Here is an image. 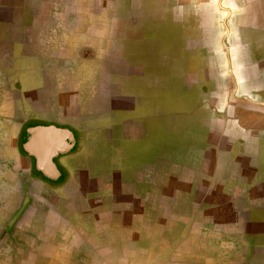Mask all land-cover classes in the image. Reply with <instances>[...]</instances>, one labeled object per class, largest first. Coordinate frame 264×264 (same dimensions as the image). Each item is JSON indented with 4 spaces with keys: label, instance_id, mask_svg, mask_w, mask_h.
<instances>
[{
    "label": "crops",
    "instance_id": "1",
    "mask_svg": "<svg viewBox=\"0 0 264 264\" xmlns=\"http://www.w3.org/2000/svg\"><path fill=\"white\" fill-rule=\"evenodd\" d=\"M176 1L171 18L185 27L178 92L183 99L196 83L207 95L204 140L176 151L172 140L138 165L113 158L109 182L80 192L74 210L66 204L72 173L81 171L82 189L90 175L72 168L73 127L141 108L130 84L128 96L120 89L144 75V64L124 56L126 36L144 37L132 31L146 21L137 19L142 8L131 1L121 14L115 0H0V218L22 214L21 232L0 227V264H264V0H200L192 11ZM64 208L74 223L36 221ZM84 214L95 215L93 234L75 218L84 223Z\"/></svg>",
    "mask_w": 264,
    "mask_h": 264
},
{
    "label": "rangeland",
    "instance_id": "2",
    "mask_svg": "<svg viewBox=\"0 0 264 264\" xmlns=\"http://www.w3.org/2000/svg\"><path fill=\"white\" fill-rule=\"evenodd\" d=\"M131 1L140 3L142 11L137 14V19L143 20L145 18L146 21H143L142 25L136 26L133 30L130 28V33L132 30L134 32V37L135 33H137L136 37L141 34L142 36L144 35V37L127 39L126 36L124 38L125 46L129 50L128 52L126 51L124 56L128 60L144 64V75L142 77L131 78L130 83L127 81L122 82L124 88L122 87L120 89V91L123 90L120 97L128 96L127 86L130 84L129 92L130 94L136 93L140 96L141 102L139 104L141 108L137 109L135 113H132L121 107L120 110H115L114 112L109 113L105 111L106 113L104 112V114L101 113L96 116L83 117L84 119H80V126L73 127L77 130H73V132L70 131L71 133L68 135L70 140L73 144L78 142L77 145L79 146V150L75 152V154L79 153L70 159L72 160V168L87 167L90 176L87 182V188L85 189L84 184L82 189L80 187V181L82 179L80 175L81 171L78 170L77 173H72L73 181L71 182V187H73L74 190L71 191V193L75 195L72 198L70 197V200L66 202L68 209L72 208L75 210L79 207L80 192L86 190L88 193L94 194L97 184L101 187V184H107L109 182L108 179L110 180L109 176H111L110 165L112 164L113 158L117 159V156L121 155L119 164L123 167L124 163L126 166H132L133 164L138 165L137 161L140 160V158L141 161L143 160V154L148 155L146 156L148 159L150 156L156 155V151L159 152L162 148L163 150L161 151H164L172 140L176 142V144L173 143L174 145H172L175 151L179 148L181 142H188L190 147L195 148L200 146L204 140V118L208 114L205 109L204 101H206L207 95L205 93H200L198 84L195 83V91H191L187 97L185 95L182 99V97L179 96L176 82L179 81L180 78L179 64L183 54L180 53V47L184 45V42L181 43V39L183 36L182 31L185 30L184 26H181L180 23L175 22L174 19L171 18L173 17L172 7L177 1L168 0V5L166 7H155L157 6L156 4H160L158 2L156 3L157 0H115V2L120 5L119 10L121 14L124 12L123 4L127 6ZM178 1L184 3L186 11L195 10L196 5L201 4L200 0ZM223 31L224 30L221 31L223 34L220 33V37L218 38V44L224 47L223 37L225 31ZM173 39L176 42L170 43V41L173 42ZM177 43L178 46L176 45ZM161 51H166V53H164L165 55H162ZM183 51L184 50H182V52ZM200 52L199 54L201 56L207 54H204L203 50H200ZM134 54H137V56H134ZM186 56L188 55L184 53V61L187 59ZM163 61L165 65L162 67L160 62ZM185 63L188 62L185 61ZM224 73L228 75V73H230L229 68H227ZM206 84H209V82H206ZM212 86L215 88V83H210V87ZM200 89L202 90V88ZM178 113L181 114L179 115ZM184 113L190 114L184 117ZM132 116L141 120H137V123L124 121ZM46 118L52 119L56 117L48 116ZM146 124H149V127L147 133H144L143 126ZM51 125L55 126L57 124L52 123ZM114 162H117V160ZM76 163H78V166ZM76 194L78 195V200ZM66 195L65 191H63L62 196ZM64 209L66 210L60 212L64 215L51 212L47 216L46 214L40 213L42 215H37L36 221L41 222V224H43L45 219V221H48V219L57 221L58 219L62 223H64V220L73 222L72 217L75 215L72 216L70 213H65L68 209ZM21 215L22 214H17L12 219L9 215L2 216L0 218V227L8 225V234H17L21 232L22 230L18 228ZM59 215L62 217H59ZM92 215L95 217L94 214ZM92 215H81L85 218V224L81 217H77L78 215L75 217L79 223L88 227V232L90 234L94 233V227L91 228V222H89L93 218ZM62 227V224L57 226V228ZM37 240H41L40 235ZM25 241L26 236L25 239L23 238V242ZM27 246L28 245H24L25 249ZM33 249L36 254H40L39 246L36 245ZM19 259L20 257L16 258L17 261H20ZM119 264L125 263L121 261Z\"/></svg>",
    "mask_w": 264,
    "mask_h": 264
}]
</instances>
